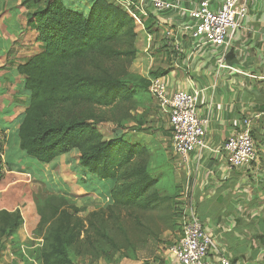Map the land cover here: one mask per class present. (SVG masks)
<instances>
[{"label":"crops","instance_id":"crops-1","mask_svg":"<svg viewBox=\"0 0 264 264\" xmlns=\"http://www.w3.org/2000/svg\"><path fill=\"white\" fill-rule=\"evenodd\" d=\"M23 1L0 0V133L9 142L5 156L12 173H20L11 150H20L18 131L29 101L25 76L19 73L18 65L37 47L40 49L35 30L28 26L31 9L22 5ZM132 1L140 7L142 24L138 25L144 30L136 42L138 73L149 78L150 70L157 68H153L156 59L169 94L178 90L197 92L199 115L210 122L207 148H197L185 160L174 155L169 141L176 179L182 192L189 190V199L177 198L181 203L173 206L174 216L158 221V225L149 222L134 240L132 256L121 258L117 264H180L171 247L183 235L182 214L191 205L205 231L215 240L209 260L216 262L219 255H225L234 264H264V0H246L248 14L242 27L231 32L227 44L221 46L192 36L195 21L190 11L203 0H169L173 7L166 11L141 4L140 0ZM209 1L214 8L223 0ZM78 3L89 7L88 0ZM25 39L30 41L29 49ZM163 116L170 134L169 119ZM245 118L251 119L258 158L250 165L234 168L228 165L223 146L230 136L242 130ZM68 154L53 161L55 176L58 171L68 175L71 163L63 161ZM49 167L45 164L46 170ZM29 174L25 168V178ZM63 175L58 176L67 189ZM0 190L6 192V188ZM18 208L21 210L20 205L11 208L6 202L0 203V209ZM24 220L25 256L30 264H37L29 252L41 246L42 239L28 231L26 213ZM22 230L18 232L19 240H23ZM7 253L14 256L10 246L4 252ZM2 259L0 256V264Z\"/></svg>","mask_w":264,"mask_h":264},{"label":"trees","instance_id":"trees-1","mask_svg":"<svg viewBox=\"0 0 264 264\" xmlns=\"http://www.w3.org/2000/svg\"><path fill=\"white\" fill-rule=\"evenodd\" d=\"M22 5L31 9L28 26L35 30L40 49L18 65L29 94L18 131L20 149L43 164L77 150L82 171L90 176L91 192L100 189L108 200L83 218L81 207L62 190L46 197L39 204L40 218L33 232L42 244L31 258L37 264H80L77 258L97 260L108 255L104 244L114 249L112 256L119 246L104 225L110 219L119 222L123 209L158 210L156 218L137 227L139 234L149 222L158 225L174 216L177 199L159 187L160 177L148 159L149 147L130 141L124 133L106 138L100 130L102 122L110 120L106 108L131 101L163 71L152 70L149 78L131 84L105 66V60H134L138 54L136 22L112 0H89L88 8L73 0H24ZM24 222L20 209H0V255L10 246L15 258L30 264L20 253L22 245L18 247ZM131 236L125 237L130 247Z\"/></svg>","mask_w":264,"mask_h":264},{"label":"rangeland","instance_id":"rangeland-1","mask_svg":"<svg viewBox=\"0 0 264 264\" xmlns=\"http://www.w3.org/2000/svg\"><path fill=\"white\" fill-rule=\"evenodd\" d=\"M75 1L78 2L79 0ZM136 26L139 36L144 30L141 28L142 26L138 24H136ZM29 44L30 41L25 39L26 49L30 48ZM35 51L38 52L39 48L37 47ZM137 57L138 54L134 60L125 57H116L105 60L103 63L111 73L121 78H126L131 84H134L139 83L142 77L138 73L139 69L135 63ZM154 63L155 65H153V68H157L151 70H160V68H158L159 63L158 61L156 62V59ZM104 111L106 117L110 119L109 121L102 122L100 125V130L104 136L110 138L116 133H124L128 136L130 141H139L146 144L152 153L148 156V159L154 173L160 177L159 187L162 188L163 193L172 194L175 199L182 197V188L179 186V182L176 179L175 168L172 162L173 158L169 150L170 134L169 128H167V119L163 116L157 101L151 95L149 86L147 88L143 86L139 89L138 93H136L131 101L118 102L112 108H106ZM4 139L2 149L0 150V189L6 188V192L0 190V203L6 202L11 208L20 205L23 217L25 218V213L29 215L28 231L31 234L36 231L39 222V204L42 205L46 197L57 194L60 190L75 200L81 207L80 216L83 218H87L91 211L106 205L108 200L105 198V194H100V189L97 190V193L91 192L92 185L88 183L90 182L89 178L86 179L83 176L84 172L78 162L79 153L77 150L69 152L67 158L63 160L65 163H71L68 175L65 177L61 171L57 172L59 176L63 175V179H66L67 189H65V185L64 183L62 184L59 176H55V174L52 173L54 169L52 168L54 167L53 163L58 160L51 163L50 167L46 170L45 164L21 152V149V151L19 149L16 150L18 154L12 149L11 154L13 159L17 161L15 163H19V169L17 170L20 173L10 172L12 168L8 162L9 160L7 161L5 158L8 144L6 136ZM25 168L26 171L30 173V177L27 176V178H25ZM25 179H27L28 182L25 181ZM176 202L181 203L177 200ZM31 207L33 208L32 213H29ZM120 213L119 222L115 223V220L113 221L110 219L107 220L104 225L105 232L114 238L119 246V250H116L114 254L110 256L109 254L112 253L114 249L104 244L102 248L109 252V256L105 255L97 260L93 259L91 256L77 258L80 264H117L124 255L131 254V247L127 244L125 237L131 233V240H135L140 235L137 231V227H141L142 222L146 224L148 219H153L152 217L156 218L159 212L155 210L143 213L137 209H123ZM133 214H137L138 218H134ZM117 225L125 226L119 229ZM91 234L95 236L93 232ZM21 235L23 240H20L21 242L18 244V247L22 245L23 251L20 248V253L25 257V227H23ZM95 238H97V236ZM9 242L10 241H8V243ZM40 243L42 244V240ZM37 249L38 247L30 250L29 256L33 257ZM0 256L3 258L1 264H24L19 258H15V252L13 257L8 253L4 254V252Z\"/></svg>","mask_w":264,"mask_h":264},{"label":"built area","instance_id":"built-area-1","mask_svg":"<svg viewBox=\"0 0 264 264\" xmlns=\"http://www.w3.org/2000/svg\"><path fill=\"white\" fill-rule=\"evenodd\" d=\"M124 7L134 18L136 24H142L138 13L140 7L132 0H112ZM157 10H169L173 4L169 0H140ZM248 14L246 0H223L219 7H212L209 0H203L196 9L190 11L195 24L192 36L214 45H226L230 33L241 28ZM171 33H168L170 37ZM149 91L157 101L161 112L170 122V141L174 155L187 159L197 148H207L206 135L209 118L201 117L197 109V92L178 90L169 94L161 76L150 78ZM242 130L230 136L224 143L223 151L229 166L241 168L252 164L258 158V148L252 136L251 119L243 120ZM4 136L0 133V150ZM183 201L189 199V190L182 192ZM182 236L171 247V251L180 264H234L225 255H219L216 262L208 259L215 240L205 231L193 205L186 206L182 214ZM23 248V247H22Z\"/></svg>","mask_w":264,"mask_h":264},{"label":"bare ground","instance_id":"bare-ground-1","mask_svg":"<svg viewBox=\"0 0 264 264\" xmlns=\"http://www.w3.org/2000/svg\"><path fill=\"white\" fill-rule=\"evenodd\" d=\"M8 146H9V142H8V144H7V156H8ZM7 156H6V157H7ZM6 157H5V158H6ZM6 159H7V161H8V158H6Z\"/></svg>","mask_w":264,"mask_h":264}]
</instances>
